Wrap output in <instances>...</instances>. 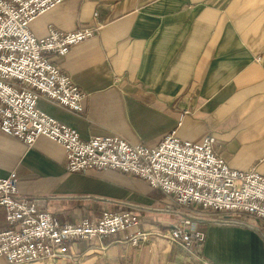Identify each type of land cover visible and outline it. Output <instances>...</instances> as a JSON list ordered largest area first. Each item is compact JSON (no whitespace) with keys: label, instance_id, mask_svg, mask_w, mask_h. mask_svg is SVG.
<instances>
[{"label":"crops","instance_id":"crops-1","mask_svg":"<svg viewBox=\"0 0 264 264\" xmlns=\"http://www.w3.org/2000/svg\"><path fill=\"white\" fill-rule=\"evenodd\" d=\"M86 25L100 28L66 55L48 56L86 94L83 111L42 98L41 110L83 139L113 133L155 145L170 131L190 141L211 135L231 169L264 174V0H62L29 29L43 37L49 27ZM12 172L18 194L61 223L103 211L139 218L106 238L70 242L69 259L20 264H264L262 222L239 215L243 225L217 223L116 170L67 171L63 146L45 136L27 146L0 131V178ZM185 217L204 234L198 251L157 234ZM135 231L151 233L136 245L124 241Z\"/></svg>","mask_w":264,"mask_h":264},{"label":"built area","instance_id":"built-area-1","mask_svg":"<svg viewBox=\"0 0 264 264\" xmlns=\"http://www.w3.org/2000/svg\"><path fill=\"white\" fill-rule=\"evenodd\" d=\"M61 1L0 0V131L27 146L39 136L60 143L67 171L116 170L146 181L179 207L217 215L212 219L217 223L243 225L237 216L246 215L264 224V174L231 169L214 152L211 135L190 141L170 131L155 145L131 144L113 133L83 139L38 107L42 98L70 111H83L86 94L48 56L66 55L100 26L69 31L49 27L43 37H35L29 29L35 17ZM16 186L15 173L0 178V206L7 225L0 230V257L8 264L69 259L70 242L103 239L139 224L129 211H103L77 223H61L34 200L19 195ZM190 219L185 217L186 224L171 225L157 234L198 251L204 234L188 224ZM150 233L135 231L124 241L136 245Z\"/></svg>","mask_w":264,"mask_h":264},{"label":"rangeland","instance_id":"rangeland-1","mask_svg":"<svg viewBox=\"0 0 264 264\" xmlns=\"http://www.w3.org/2000/svg\"><path fill=\"white\" fill-rule=\"evenodd\" d=\"M64 260V259H63ZM59 261H61V260H59ZM53 262H58V261H53Z\"/></svg>","mask_w":264,"mask_h":264}]
</instances>
